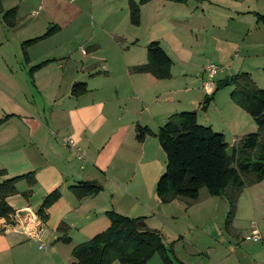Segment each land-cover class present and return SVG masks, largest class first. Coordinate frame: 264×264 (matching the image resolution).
<instances>
[{
  "label": "crops",
  "instance_id": "obj_1",
  "mask_svg": "<svg viewBox=\"0 0 264 264\" xmlns=\"http://www.w3.org/2000/svg\"><path fill=\"white\" fill-rule=\"evenodd\" d=\"M20 2L12 0L6 8L1 1L2 11L15 7L16 13L12 25L0 13V169L5 177L33 172L35 182L29 186L19 180L17 193L6 197L15 213L14 227L0 217V264H69L73 246L109 226L107 211L142 216L147 227L167 236L175 257L172 264H264V242L244 239L251 233L264 238V179L242 189L228 229L223 228L227 204L222 197L207 193L202 203L199 194L194 200L160 203L154 193L163 169L155 136L160 124L172 113L205 103L202 98L211 89L203 88L206 65L223 67L219 82L220 76L235 74L238 58L233 60L225 45L232 38L214 36V28L220 30L216 18L196 13L188 2L151 0L139 7L137 25L129 22L121 31L116 30L118 24L99 29L102 35L114 32L110 41L88 36L75 45L71 40L69 49L56 57L46 52L55 33L47 32L59 26L23 20ZM36 37L38 41L26 47L25 60L21 44ZM152 40L159 41L172 61L167 79L136 70L147 62L146 44ZM243 45L244 38L240 48ZM45 60L49 62L29 71ZM79 81L87 89L72 95L71 85ZM254 82L261 86L262 81ZM222 97L212 94L206 109L212 107L217 115L210 126L218 123L225 141L233 144L257 126L229 93ZM137 124L152 134L138 141ZM62 136H71L85 151L84 162L61 145ZM81 180L95 181L100 190L77 198L69 186ZM28 188L31 192L25 197L21 192ZM54 189L59 198L46 209L36 238L27 236L36 225V209ZM218 205L220 215H212ZM197 216L203 218L199 225ZM181 217L186 224L182 230L176 224ZM60 224L66 225L69 242L57 239ZM146 264L162 262L154 254Z\"/></svg>",
  "mask_w": 264,
  "mask_h": 264
},
{
  "label": "trees",
  "instance_id": "obj_2",
  "mask_svg": "<svg viewBox=\"0 0 264 264\" xmlns=\"http://www.w3.org/2000/svg\"><path fill=\"white\" fill-rule=\"evenodd\" d=\"M149 1L127 0L129 22L132 25L139 23V7ZM167 1L186 3L189 0ZM0 13L8 25L13 24L15 7L2 11L0 0ZM254 16L264 31V14L254 13ZM56 28L54 26L47 34ZM40 37L22 42L25 60L26 47ZM146 55L147 62L137 66L136 70L149 72L158 80L167 79L172 61L159 41L152 40L146 44ZM47 62L49 60L42 61L30 67L29 71ZM229 80L233 86L229 97L251 116L257 126L255 132L247 133L235 143L229 144L222 133L215 132L209 125L197 123L194 111L182 110L170 114L155 133L165 155L164 170L154 185V193L159 202L169 203L179 198L194 200L198 197L199 189L204 187L210 196L222 197L227 204L224 229L231 225L242 189L264 179V89L259 88L247 72L230 75ZM86 89L85 82H74L70 93L79 95ZM135 131L138 141L152 134L147 126L138 124ZM229 147L230 153L227 151ZM4 175L5 171L0 169V217L10 222L14 211L7 204L6 197L17 193L15 185L19 180L25 179L31 186L35 179L33 172L8 177ZM69 189L77 198H81L97 193L100 186L95 181L81 180L69 186ZM30 192L28 188L21 194L27 197ZM59 196V190L54 189L43 197L36 209V215L41 221H45L46 209ZM106 216L110 221L109 226L87 241L73 246L69 264H111L114 261L121 264H146L154 254L159 256L162 264H172L175 259L172 242L166 244L162 234L147 227L142 216L129 217L114 211H107ZM58 229L61 234L57 239L69 242L66 225L60 224Z\"/></svg>",
  "mask_w": 264,
  "mask_h": 264
},
{
  "label": "rangeland",
  "instance_id": "obj_3",
  "mask_svg": "<svg viewBox=\"0 0 264 264\" xmlns=\"http://www.w3.org/2000/svg\"><path fill=\"white\" fill-rule=\"evenodd\" d=\"M126 1L127 0H21L20 4L23 20L41 19L43 21H48L47 28H50L53 24L59 26V28L54 31L55 33L52 35V40L48 41L46 44V52L49 53L50 56L58 57L60 55L58 53L69 49L71 40H73V44L75 45L77 40H82L84 37L88 36H97L103 41L108 39L110 41V38H113L112 34L114 32L112 31V34L108 32V35L105 33L106 36L104 34L102 35L99 29H105L107 26L111 25L114 28V25L118 24L120 28L118 27L116 30L121 31L122 26L126 24L129 26ZM187 2L188 8H194L196 13H200L201 15L203 11V13L209 17L216 18L215 22L219 23L218 26L220 30L214 28L213 32L215 37H227L229 40L232 38L230 42L227 44L225 43V45H227L226 50L232 58H235L233 60L238 58L237 64H235L232 71L235 73L239 71L247 72L253 81L256 79L262 81L259 84L261 85L259 88L264 89V31L260 23L256 22L254 14L251 13V11L264 13V7L261 6L264 4V0H256L255 2L253 0H189ZM10 3H12V0H3V5L6 8ZM215 31L217 33H215ZM193 33L195 35L197 34L195 31ZM101 35L102 37H100ZM243 38L245 47L243 45V47L240 48ZM249 45H251L250 52L248 51ZM41 46H45V44ZM235 54H237V56H235ZM58 61L62 62V60ZM75 65L78 67L79 64L76 63ZM219 75L220 73L212 77L205 76V80L209 79L211 81V89L207 96L202 98V101H205L206 98H210L214 93L217 94L218 98H223V95L226 98L228 93L232 90L233 86L230 83L220 89H216V85L220 80L217 79ZM220 78L225 79V76L222 75ZM194 94V98H196L198 93ZM191 111H194L197 115V123L202 125L210 126V123L217 118L212 107L206 109L205 103L196 104L195 108L191 109ZM163 123L164 122L160 125ZM210 127L215 132L220 133L218 123L215 125L212 124ZM227 151L230 153L231 148L229 147ZM160 157L163 161L162 173L165 166V155L161 149ZM206 196H208L206 189L201 187L199 189L200 202H203V198ZM216 202L220 204V201ZM219 210V205L217 208L214 207L212 215H220ZM196 218V224L199 225V223L203 221V218L199 219L198 216ZM181 221H183L182 217L179 219V222L177 221L176 223L180 230H182V228L185 229L186 226L184 223L185 219L184 222ZM193 230L201 229L200 227H194ZM162 237L165 243H167V241L169 243L167 236L163 235Z\"/></svg>",
  "mask_w": 264,
  "mask_h": 264
},
{
  "label": "built area",
  "instance_id": "obj_4",
  "mask_svg": "<svg viewBox=\"0 0 264 264\" xmlns=\"http://www.w3.org/2000/svg\"><path fill=\"white\" fill-rule=\"evenodd\" d=\"M221 71H222V67L221 66H218V65H215V64H208V65L205 66V72H206L207 77L208 76L209 77L215 76L217 73H219ZM210 86H211V81L209 79H207L203 83V88H205L207 90V89L210 88ZM59 140H60L61 145H63L64 147L69 148L70 150H72L74 152L75 158L80 163H82V162L85 161V151L82 148H80L79 146H77L75 144V141H74V139L71 136H62V137L59 138ZM23 215H24V218H27L25 216V213ZM12 220H13V218H12ZM35 221H36V225L32 229L33 230L32 231L33 233L32 232H29V231H26V235L29 236V237H31V238H36L35 236L40 231L41 225H42V222H43V221L40 220V218L37 215H36ZM13 224H12V221L7 222V225L10 226V227H14ZM21 231H23V230H21ZM19 232H20V229H19ZM33 234H35V235H33ZM244 239H246V240H253V241L259 242V243L264 242V238L261 235H259L258 233L247 234V235L244 236ZM42 246H43V244H40L39 245L40 248Z\"/></svg>",
  "mask_w": 264,
  "mask_h": 264
},
{
  "label": "water",
  "instance_id": "obj_5",
  "mask_svg": "<svg viewBox=\"0 0 264 264\" xmlns=\"http://www.w3.org/2000/svg\"><path fill=\"white\" fill-rule=\"evenodd\" d=\"M229 83H230V80L227 77V78H225L222 81H220V82L217 83L216 89H220V88L224 87L225 85H227ZM207 102H208V98L205 99V104H207ZM204 108H205V106H204Z\"/></svg>",
  "mask_w": 264,
  "mask_h": 264
}]
</instances>
